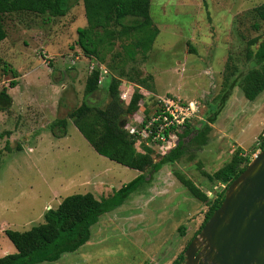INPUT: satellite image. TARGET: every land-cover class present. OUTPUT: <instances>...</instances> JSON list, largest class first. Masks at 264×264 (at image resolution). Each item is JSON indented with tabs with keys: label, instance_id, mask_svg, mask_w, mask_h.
Returning a JSON list of instances; mask_svg holds the SVG:
<instances>
[{
	"label": "rangeland",
	"instance_id": "rangeland-1",
	"mask_svg": "<svg viewBox=\"0 0 264 264\" xmlns=\"http://www.w3.org/2000/svg\"><path fill=\"white\" fill-rule=\"evenodd\" d=\"M263 2L150 0V16L159 29L152 49L146 58L127 63L106 54L111 64H102L107 79L122 71L131 79L136 72L132 65L141 62V79L155 84L154 90L162 95L197 100L200 119L182 139L183 154L154 172L123 204L104 213L84 245L40 264H171L186 250L208 206L193 197L175 173L191 179L213 199L225 185L201 171L213 173L238 148L250 160L262 150L264 90L249 100L240 78L258 67L246 53L248 40L264 33V23L253 10ZM4 24L0 93L5 89L15 105L0 110V256L15 251L5 229L24 231L41 223L48 208H56L73 193L108 197L141 173L96 152L71 121L63 137L48 129L81 103L92 70L91 60L75 45L76 28L86 24L82 1L64 16L16 12L4 15ZM119 50L117 44L114 51ZM78 68L85 72L82 80L74 75ZM12 80L20 84L11 86ZM104 84L93 96L101 104L108 101ZM128 84L124 79L120 89ZM143 92L146 105L152 106L154 94ZM210 116L216 121L207 142L191 140L195 127ZM160 158L154 155L155 161ZM150 172L149 168L144 173L148 177Z\"/></svg>",
	"mask_w": 264,
	"mask_h": 264
},
{
	"label": "trees",
	"instance_id": "trees-1",
	"mask_svg": "<svg viewBox=\"0 0 264 264\" xmlns=\"http://www.w3.org/2000/svg\"><path fill=\"white\" fill-rule=\"evenodd\" d=\"M76 1L78 0H0V42L7 37L4 15L27 12L60 17L66 15ZM81 1L86 24L76 28L75 45L81 49L85 58L99 64L106 63L111 68V64L105 59L106 54L121 59L123 63L136 62L138 58L147 57L159 33L150 16V0ZM253 10L264 23V2L255 6ZM254 27L258 29L259 24L255 23ZM117 44L120 50L114 51ZM246 55L247 59H252L258 67L248 69L241 76L240 87L247 99L254 100L264 90V33L248 40ZM132 69L136 72L131 79L124 77L123 71L119 75H110L106 90L108 101L101 104L93 100V96L100 90L98 82L100 69L98 66L94 67L87 75L81 103L65 117L53 120L48 129L55 137H63L71 121L96 152L141 173L114 190L108 197L99 199L91 192L73 193L65 196L56 208H48L41 223L24 231L5 229L4 234L15 247V251L0 256V264L53 262L66 252H75L90 239L91 227L104 213L123 204L133 192L152 178L154 172L163 165L174 162L183 154L182 139L190 135L194 122L187 123L180 133L181 140L178 145L164 155L156 153L143 141L129 134L126 129L127 123L135 118L138 109L142 107L146 114L152 112L153 107L157 109L155 97L152 106L149 107L145 103L147 94L143 91L152 88L151 84L137 76L138 65H132ZM12 72L13 78L17 77L16 72L14 70ZM124 79H127L129 84L120 89ZM16 84V81L12 80L11 86ZM120 91H127L126 99L120 98ZM9 95L5 89L1 91L0 110L10 107L12 99ZM141 102H144L143 105ZM215 121L216 116H210L206 122L195 127L196 132L191 140L198 141L201 145L205 144L212 129L211 123ZM262 138L264 140V136ZM8 143L7 140L5 148H8ZM260 148H264V141L261 142ZM156 154L161 156L158 161L154 160ZM249 162L250 155L243 156L238 148L232 158L213 173L201 171L209 180L225 185L213 199H210L191 179L175 173L189 193L208 206L196 234L222 203L226 187ZM149 168L151 172L147 177L144 172ZM180 227L183 228V225ZM183 261L184 252H181L171 264H182Z\"/></svg>",
	"mask_w": 264,
	"mask_h": 264
},
{
	"label": "water",
	"instance_id": "water-1",
	"mask_svg": "<svg viewBox=\"0 0 264 264\" xmlns=\"http://www.w3.org/2000/svg\"><path fill=\"white\" fill-rule=\"evenodd\" d=\"M182 264H264V148L226 187Z\"/></svg>",
	"mask_w": 264,
	"mask_h": 264
},
{
	"label": "built area",
	"instance_id": "built-area-1",
	"mask_svg": "<svg viewBox=\"0 0 264 264\" xmlns=\"http://www.w3.org/2000/svg\"><path fill=\"white\" fill-rule=\"evenodd\" d=\"M97 66L100 69L98 82L101 84L108 70L98 62H91L89 67L93 69ZM152 96L156 98L157 109L153 107L154 110L146 114L141 107L135 118L127 123L126 129L156 153L164 155L178 145L180 133L187 123L200 119L201 106L197 100H184L173 95ZM126 97L127 91L122 92L121 98Z\"/></svg>",
	"mask_w": 264,
	"mask_h": 264
},
{
	"label": "crops",
	"instance_id": "crops-1",
	"mask_svg": "<svg viewBox=\"0 0 264 264\" xmlns=\"http://www.w3.org/2000/svg\"><path fill=\"white\" fill-rule=\"evenodd\" d=\"M7 38V37H6ZM6 38L2 41V42H0V45H2L3 43H4V41L6 40ZM138 69H139V73L137 74V76L138 77H140L141 78V70H143V68L141 67V62H139L138 63ZM84 74H85V72L84 71H82V68H78V70L77 71H75L74 72V75H75V77L78 79V80H82L83 79V77H84ZM152 76H153V79H154V75L152 74ZM109 76L107 75L106 77H105V79H104V81H103V83H105L104 84V86H106V87H108V84H109V80L107 79ZM17 84V86L20 84V82H16ZM152 86V88H149L148 89V91H151L154 95L155 94H157V95H162V92H159V91H155L154 90V88H155V84H154V86L153 85H151ZM152 90H154V91H152ZM14 101V100H13ZM11 102V105L13 106V105H15L14 104V102ZM257 103H259L258 101H257ZM11 105H10V107H11ZM35 130H33V131H30V132H34ZM51 131V130H50ZM9 141V140H8ZM240 146V145H239ZM51 208V207H50Z\"/></svg>",
	"mask_w": 264,
	"mask_h": 264
}]
</instances>
